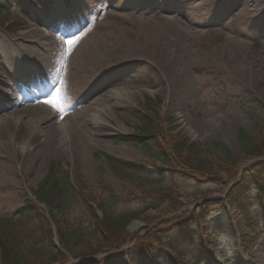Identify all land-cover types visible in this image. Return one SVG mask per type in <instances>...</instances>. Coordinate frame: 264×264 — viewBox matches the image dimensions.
Masks as SVG:
<instances>
[{
    "label": "rangeland",
    "instance_id": "rangeland-1",
    "mask_svg": "<svg viewBox=\"0 0 264 264\" xmlns=\"http://www.w3.org/2000/svg\"><path fill=\"white\" fill-rule=\"evenodd\" d=\"M252 1L264 9V0ZM242 2L243 0H195V3L190 0H38L36 5L31 6L25 1L14 0L10 7L11 25L8 30H16L9 35L0 30V41L14 43L25 39L33 34L40 20H53L50 12L60 9L61 14H67L68 8L77 12L69 15L67 23V19L57 23L53 32L55 42H61V35L70 34L68 28L75 25L80 32H84L81 34L83 38L95 34L97 40L109 49L112 58H116L127 46H138L143 40L152 42L156 33H163L161 16L172 19L179 12L189 14L194 18L191 28L197 29L199 33L194 37L191 28L186 30L189 37L185 46L186 55L177 61L174 72L177 78L186 79L192 85L195 96L189 98L178 92L181 90L180 85L172 86V81H168L170 75L160 70L163 65L152 59L148 65L134 60L113 69L111 74L116 80L95 87L87 102L95 110L88 112L85 119L69 117L72 112H67L66 102L72 104L75 97L72 89L61 93L57 91L52 97L49 96V100L48 95L44 96V103L56 101L63 108V111H58L49 103L43 106L47 114L54 116L51 120L57 122L53 127L59 135L56 148L45 152L41 147L45 141L43 135L47 131V125L42 126L44 130L33 138L23 131H14L8 136L0 137V170L8 169L6 172L11 173L9 177H0V218L13 217L25 201L35 202L48 217L49 207L38 204L34 193L51 165L54 166L56 177L67 176V183L73 186L75 174H79L84 188L92 190L97 198L104 199L110 196L108 192H112L118 200L109 204L111 207L107 212L114 215L143 212L142 215L156 217L164 209L162 198L168 191L173 192L185 205L184 211H191L195 205L201 204L204 195L209 196L208 199H222L226 186L224 179V186L199 185L178 174L166 172V167L157 157L151 156L145 147H151L152 154L156 153L155 148L147 145L143 139L140 146L126 145L122 141L132 138L135 130L140 127V119L143 117L141 105L144 101L158 99L160 119L167 120L175 134L201 144L209 155L221 157V148L217 147L221 145L233 157L242 159L239 131L253 134L257 129L256 124L264 118V114L258 109L264 98V16L257 18L255 12L246 14L241 8ZM111 3L123 9L115 12L122 19L110 15ZM201 3V7L205 6L204 10L199 15L193 13V5L201 8ZM161 8L169 11L164 12ZM175 11L178 14H172ZM139 16L145 18L143 23L137 21ZM91 19L93 20L87 24ZM93 47L90 53H101L104 48L96 45ZM166 52L168 51L164 48L156 55L166 57L169 54ZM20 64L21 61H14L0 54V86L13 83L14 71L19 69ZM64 66L59 62L51 68V73H47L51 83L57 79ZM70 66H73V62ZM79 75L80 72L76 70L69 72L72 81ZM20 76L17 74L16 77ZM196 85L202 86L205 93H208L205 99L198 96L196 90L199 89H196ZM126 88L129 89L126 91ZM171 88L182 95L176 97L177 101L169 98ZM1 90L2 88L0 97L3 94ZM103 93H112L111 100H103L102 107L93 105L94 100ZM7 113L12 116L9 110ZM35 121L36 125L48 120L36 118ZM84 125H87L93 135V140L87 143L86 148H82L78 140L71 141L67 131ZM104 156L135 165L134 172L125 179L118 177L109 168ZM253 162L254 160H250L242 165L250 166ZM96 212L100 218V212ZM232 215L233 213L223 214L214 209L209 212L207 223L219 228L216 239L210 245L205 247L206 243L202 241L205 248L203 262L264 264V233L259 228H252L249 235L241 240L242 230ZM59 218L76 257L69 255V264H92L93 260L99 261L106 255L89 256V250L96 249L99 237L94 234V238H91V220L87 218L82 205L69 204ZM169 218L170 216H166L158 221ZM144 225L137 219L127 226L130 240L143 234ZM33 243L42 244L40 251L51 250L43 242L24 235L26 246L31 247ZM54 246L58 247L55 235ZM130 246L128 243L124 249ZM248 247L251 249L244 252ZM188 252L185 261L197 257ZM29 258H33V255H29ZM160 262L171 264L172 257L162 254Z\"/></svg>",
    "mask_w": 264,
    "mask_h": 264
},
{
    "label": "trees",
    "instance_id": "trees-1",
    "mask_svg": "<svg viewBox=\"0 0 264 264\" xmlns=\"http://www.w3.org/2000/svg\"><path fill=\"white\" fill-rule=\"evenodd\" d=\"M13 1L0 0L1 28L8 21L6 19ZM158 104L146 101L145 117L141 119L140 128H137L132 138L124 139L122 143L140 146V140L144 138L147 145L155 148L156 153L152 154L151 147H144L166 167V172L178 174L199 185H219L223 184L222 179L229 183L235 181L243 163L259 161L243 170L239 182L229 189L224 199H208L209 196L204 195L203 202L193 210L162 221L158 220L184 208V204L173 192L163 194L164 209L156 217L142 215L143 212L114 215L107 212L111 207L109 204L118 200L112 192H108L109 197L97 198L92 190L84 188L79 174H75L74 187L66 183L67 176L56 177L54 166L51 165L35 192V199L46 208L49 207V220L32 201H25L14 217L0 218V264H67L69 257L66 254L73 257L75 255L69 246L70 240L59 216L71 203L85 208V214L91 220V238H94V234L99 237L96 249L89 250L90 255L84 256L117 252L130 238L127 226L137 219L145 224L143 234L131 241L133 245L126 255L108 256L99 261L93 260L92 264H160L162 254L172 257L171 264H205L202 241H205V247L210 245L216 239L219 228L207 223L212 209L223 214L233 213V219L242 230L241 240L249 235L252 228H259L264 233V118L257 123V130L253 134L239 131L242 159H236L221 145L217 147L221 148L222 156L215 157L207 154L201 144L175 135L167 123L160 122L157 117ZM258 109L264 114V98ZM104 158L109 168L120 178L125 179L134 172L133 164H125L110 156ZM252 190L254 192L250 194ZM96 211L101 213L100 218ZM51 225L62 251L53 247ZM24 235L32 237L34 241L43 242L51 250L40 251L42 244L36 245L37 242L31 247L26 246ZM250 249L248 247L244 252ZM188 251L197 257L185 261ZM29 255H33V258H29Z\"/></svg>",
    "mask_w": 264,
    "mask_h": 264
},
{
    "label": "bare ground",
    "instance_id": "bare-ground-1",
    "mask_svg": "<svg viewBox=\"0 0 264 264\" xmlns=\"http://www.w3.org/2000/svg\"><path fill=\"white\" fill-rule=\"evenodd\" d=\"M190 1L195 3V0ZM201 6L202 3L200 4V7ZM193 7V13L195 12L199 15L200 11L204 10L205 6L197 8L193 5ZM85 8H87V4H85ZM241 8L246 14L255 12L257 18L264 16V9L255 5L252 0H243ZM110 9H112L110 13L112 17L117 19L123 18L121 15L115 13L123 10L120 6L110 4ZM168 11L169 10L164 8V12ZM76 12L77 10L73 11L67 8V14H61L60 9H55L49 14L54 17L53 20L44 21L39 19L40 21L35 26L33 34L28 35L25 39H20L14 43H8L4 40L0 41L1 55L13 59L14 61H21L19 69L14 71V79H16L17 74H24L32 69L48 72L52 67L62 62L65 66L58 74L55 86H51V88L53 87L52 91H55V88L58 87L59 93L64 92V90L68 91L72 89L75 97L73 98L72 104L66 102V109L67 112H72L69 117L75 116L81 119H85V117L88 116V112L95 110L90 104H87L95 87L99 85L102 86L108 82H114L116 77L111 74V71L115 68L117 69V66L121 67L134 60L140 61L145 65H148L151 59L161 63L163 66H161L160 70L170 75L171 78L169 77L168 81H172L171 85H180L181 90L178 92L189 98L195 96V90L192 85L186 81V79L177 78L174 72L177 61L184 58L186 55L185 46L189 41L186 30L192 26L191 21L194 19L192 16L184 12H179V15H174L172 19H166L161 16L162 28L164 29L163 33H156L153 36L152 42L143 40L138 46H127L126 50L121 52L116 58H112L109 49L97 40L95 34H92L88 38H83L81 34L84 32H80V29L75 25H71L68 28L71 32L66 36H62L61 42H55V35L53 32L56 30L57 23L65 19H67L65 20L67 23L69 15L75 14ZM172 14H178V11ZM137 21L143 23L145 18L139 16ZM191 32L194 37L199 33V31L193 27L191 28ZM94 45L98 47L103 46L104 48L101 49L102 52L90 53ZM164 48L168 51L166 53L169 54L166 57L164 55L157 56V52H160ZM71 62H73L72 67L70 66ZM70 70L80 72V75L74 81L69 77ZM8 85L9 84H5V87L0 86L3 92L0 97L2 101V103L0 101V137L8 136L14 131L17 133L23 131L27 133L26 135L28 137L33 138V136H37L44 130L42 126L47 125V131L43 135L45 141L42 142L41 147L45 152L55 149L57 137L59 135L53 127H55L57 122L52 121L51 119L54 116L52 117L47 114L43 108L45 104L44 101L28 95L20 99L19 92H16ZM128 89L129 88H126V91ZM196 89H199L196 90L199 97L203 99L207 97L208 93H205L202 86L196 85ZM29 91L31 92V90ZM34 92L37 96L47 94V91L42 89ZM178 92L176 93V91L172 89L169 97L171 101H177L176 97L178 96L182 97V95H178ZM52 95L54 94L49 93L48 96L52 97ZM112 96V93H103L97 100H94L93 105L102 107L104 105L103 100L110 101ZM8 110L12 112V116L8 115ZM23 117L28 119L22 120ZM36 118L46 119L48 121L35 125ZM58 131L60 132V130ZM67 131L69 132L71 141L78 140L82 148H86L87 143L93 140V135L87 125L73 127ZM6 170L8 169L2 168L0 170V177L11 176V173L6 172Z\"/></svg>",
    "mask_w": 264,
    "mask_h": 264
},
{
    "label": "snow or ice",
    "instance_id": "snow-or-ice-1",
    "mask_svg": "<svg viewBox=\"0 0 264 264\" xmlns=\"http://www.w3.org/2000/svg\"><path fill=\"white\" fill-rule=\"evenodd\" d=\"M45 103H49L53 108H56L58 111H63V108L59 106L56 101H45Z\"/></svg>",
    "mask_w": 264,
    "mask_h": 264
}]
</instances>
